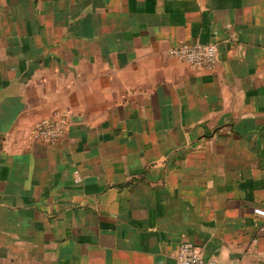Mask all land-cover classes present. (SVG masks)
<instances>
[{
	"label": "crops",
	"instance_id": "obj_1",
	"mask_svg": "<svg viewBox=\"0 0 264 264\" xmlns=\"http://www.w3.org/2000/svg\"><path fill=\"white\" fill-rule=\"evenodd\" d=\"M193 43L214 70L168 56ZM255 208L264 0H0V264H264Z\"/></svg>",
	"mask_w": 264,
	"mask_h": 264
},
{
	"label": "built area",
	"instance_id": "obj_2",
	"mask_svg": "<svg viewBox=\"0 0 264 264\" xmlns=\"http://www.w3.org/2000/svg\"><path fill=\"white\" fill-rule=\"evenodd\" d=\"M168 56L189 68L200 72H211L218 64V49L215 45L200 43L185 44L170 48ZM68 118L65 114H55L37 122L32 130L34 141L45 144L57 142L65 134ZM80 182L79 175L74 178ZM253 214L264 220V210L253 209ZM175 264H216L212 260H205L198 246L190 242H182L175 254Z\"/></svg>",
	"mask_w": 264,
	"mask_h": 264
}]
</instances>
